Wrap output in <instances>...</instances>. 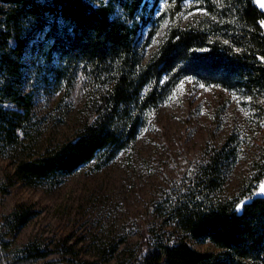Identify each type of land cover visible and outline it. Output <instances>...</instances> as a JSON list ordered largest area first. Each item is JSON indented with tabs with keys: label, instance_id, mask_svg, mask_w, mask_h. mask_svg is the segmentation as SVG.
Listing matches in <instances>:
<instances>
[{
	"label": "trees",
	"instance_id": "1",
	"mask_svg": "<svg viewBox=\"0 0 264 264\" xmlns=\"http://www.w3.org/2000/svg\"><path fill=\"white\" fill-rule=\"evenodd\" d=\"M159 1L0 0V149L20 147L19 131L32 113V94L21 90L29 66L26 49L34 60H43L55 83L80 72L97 87L90 120L40 155L16 158L3 190L18 181L34 186L57 180L90 161L96 167L105 164L136 138L147 110L182 78L249 96L252 102L264 99V9L255 0H190L203 9L200 15L186 24L170 23L157 49L143 60L136 33L152 19ZM168 1L162 18H174L186 0ZM149 4L150 14L137 20V11ZM36 33L39 38L32 40ZM7 100L11 107L4 105ZM233 152L215 149L195 166L186 191L167 210L180 234L143 232L145 244L132 264L163 257L164 264H264V197L254 193L264 179V149L249 176L229 194L224 182ZM29 215L17 206L6 222L15 230ZM186 237L209 241L217 250H198ZM22 251L44 255L33 243Z\"/></svg>",
	"mask_w": 264,
	"mask_h": 264
},
{
	"label": "rangeland",
	"instance_id": "2",
	"mask_svg": "<svg viewBox=\"0 0 264 264\" xmlns=\"http://www.w3.org/2000/svg\"><path fill=\"white\" fill-rule=\"evenodd\" d=\"M255 1L264 9V0ZM168 2L160 0L152 19L141 23L136 33L143 60L157 49L170 23L186 24L203 10L186 0L174 18H162ZM150 8L151 4L146 11H137L135 18L148 16ZM38 38L36 33L32 40ZM33 57L26 49L24 62L29 66L21 90L32 94L28 126L19 131L17 150L8 145L0 149V264H132L145 244L143 232L180 234L168 220L167 210L210 152L234 148L224 182L230 194L249 176L264 149L263 98L252 102L249 96L187 77L147 110L136 138L105 164L96 167L90 161L57 180L34 186L6 183L3 190L16 158L36 157L73 137L92 116L97 87L80 72L55 83L41 66L43 60ZM4 105L11 107L12 102ZM259 189L254 193L259 194ZM17 206L30 215L12 230L6 220ZM185 240L201 251L217 250L209 241ZM28 243L44 255L23 252ZM151 264H164V257Z\"/></svg>",
	"mask_w": 264,
	"mask_h": 264
},
{
	"label": "snow or ice",
	"instance_id": "3",
	"mask_svg": "<svg viewBox=\"0 0 264 264\" xmlns=\"http://www.w3.org/2000/svg\"><path fill=\"white\" fill-rule=\"evenodd\" d=\"M258 2H261V0H258ZM260 192L264 193V185H261ZM242 205H238V207H241Z\"/></svg>",
	"mask_w": 264,
	"mask_h": 264
},
{
	"label": "water",
	"instance_id": "4",
	"mask_svg": "<svg viewBox=\"0 0 264 264\" xmlns=\"http://www.w3.org/2000/svg\"><path fill=\"white\" fill-rule=\"evenodd\" d=\"M261 185H264V179H263ZM261 185H260V187H261ZM259 194L262 195V196L264 197V193H261V192H260V189H259Z\"/></svg>",
	"mask_w": 264,
	"mask_h": 264
}]
</instances>
